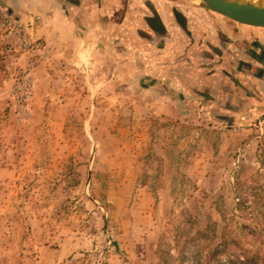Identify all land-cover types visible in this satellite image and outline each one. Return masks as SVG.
<instances>
[{
    "label": "rangeland",
    "instance_id": "rangeland-1",
    "mask_svg": "<svg viewBox=\"0 0 264 264\" xmlns=\"http://www.w3.org/2000/svg\"><path fill=\"white\" fill-rule=\"evenodd\" d=\"M35 30L0 8V264H197L223 205L264 236L237 207L264 212V80L166 116L141 73H70Z\"/></svg>",
    "mask_w": 264,
    "mask_h": 264
},
{
    "label": "crops",
    "instance_id": "crops-1",
    "mask_svg": "<svg viewBox=\"0 0 264 264\" xmlns=\"http://www.w3.org/2000/svg\"><path fill=\"white\" fill-rule=\"evenodd\" d=\"M16 2L22 23H36V38L49 56L61 57L74 70L70 73L88 70L97 77L104 66L116 74L121 65L126 78L141 73L136 88L154 94L166 116L190 101L242 109L235 103L249 100L247 83L261 80L248 44L261 46L264 32L191 6L166 0ZM134 62L141 64L138 74Z\"/></svg>",
    "mask_w": 264,
    "mask_h": 264
},
{
    "label": "trees",
    "instance_id": "trees-1",
    "mask_svg": "<svg viewBox=\"0 0 264 264\" xmlns=\"http://www.w3.org/2000/svg\"><path fill=\"white\" fill-rule=\"evenodd\" d=\"M237 207L243 217L251 216L255 222L264 223V212H255L254 205L246 207L244 202H239ZM219 212L222 217L220 224L215 223L206 230L198 227L193 236L185 237L186 244L190 242V247L193 245L192 256L197 264H264L262 232L249 225L233 226L226 222L231 218L224 205Z\"/></svg>",
    "mask_w": 264,
    "mask_h": 264
},
{
    "label": "water",
    "instance_id": "water-1",
    "mask_svg": "<svg viewBox=\"0 0 264 264\" xmlns=\"http://www.w3.org/2000/svg\"><path fill=\"white\" fill-rule=\"evenodd\" d=\"M188 6L225 18L235 24L264 30V0H180ZM0 8L13 15L17 11L0 0ZM249 54L264 66V59L248 48Z\"/></svg>",
    "mask_w": 264,
    "mask_h": 264
},
{
    "label": "flooded vegetation",
    "instance_id": "flooded-vegetation-1",
    "mask_svg": "<svg viewBox=\"0 0 264 264\" xmlns=\"http://www.w3.org/2000/svg\"><path fill=\"white\" fill-rule=\"evenodd\" d=\"M259 30L261 31V29H259ZM262 31L264 32V30H262ZM248 47H249V49H252L254 52H256L261 58L264 59V40L261 43V46L251 43V44H248ZM259 73H262V75H261V80H260V78H258L260 81H258L257 85H260L262 87L263 84H261V83H262V80H264V66L263 65L261 66Z\"/></svg>",
    "mask_w": 264,
    "mask_h": 264
}]
</instances>
